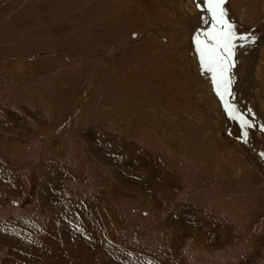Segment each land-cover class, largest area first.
Masks as SVG:
<instances>
[{
	"label": "rangeland",
	"instance_id": "obj_1",
	"mask_svg": "<svg viewBox=\"0 0 264 264\" xmlns=\"http://www.w3.org/2000/svg\"><path fill=\"white\" fill-rule=\"evenodd\" d=\"M198 7L0 0V264H264L263 139L229 102L251 150L225 127ZM222 8L264 37V0ZM250 57L232 85L264 126Z\"/></svg>",
	"mask_w": 264,
	"mask_h": 264
},
{
	"label": "snow or ice",
	"instance_id": "obj_2",
	"mask_svg": "<svg viewBox=\"0 0 264 264\" xmlns=\"http://www.w3.org/2000/svg\"><path fill=\"white\" fill-rule=\"evenodd\" d=\"M224 2L225 0H207L212 12V19L225 27L220 31L214 30L212 34L206 33L207 40L212 43L203 44L199 49L201 64L213 73V82L217 87V94L221 95V98H223L221 89L226 91L230 84V81H226V75L232 66V49L235 47L233 41L236 39L235 33L231 31V25H226L223 19L224 11L222 5ZM240 39L245 38L240 37ZM197 43L200 44V41L197 40ZM221 49L227 53V57L221 55Z\"/></svg>",
	"mask_w": 264,
	"mask_h": 264
},
{
	"label": "bare ground",
	"instance_id": "obj_3",
	"mask_svg": "<svg viewBox=\"0 0 264 264\" xmlns=\"http://www.w3.org/2000/svg\"><path fill=\"white\" fill-rule=\"evenodd\" d=\"M193 2H195L199 7L200 6H202L203 7V9L205 10V12H203V13H206V10H207V12H208V4L206 3V1L205 0H199V2H197V1H195V0H193ZM188 4H189V6L191 5V7H192V11L191 12H189L190 13V17H191V19H195V18H193L194 17V15H197L198 14V11L196 10V8L194 7V4H192V3H189L188 2ZM198 7V8H199ZM201 7V8H202ZM209 12H211V11H209ZM212 13V12H211ZM262 21H264V20H262ZM218 28H219V26H218ZM222 29V26H221V28H220V30ZM220 30H218V31H220ZM264 34V33H263ZM243 36V35H242ZM244 37V36H243ZM247 37V36H246ZM249 38L251 39V38H253L252 36H249ZM249 39V40H250ZM240 40V39H239ZM239 40H234L233 41V43H234V45L235 44H239ZM244 40V39H243ZM248 40V39H247ZM242 41V40H241ZM245 41V40H244ZM254 42H253V44L249 41L248 42V44H245L246 46H247V49H246V51H245V54H242V56H246V58L247 57H249L248 59H251V57L250 56H253V63H255L256 61V66H257V64H258V62H259V60H260V58H261V56L262 57H264V37H262V36H257V38H254V40H253ZM240 43H243V41L242 42H240ZM262 48V49H261ZM238 50H237V47L235 46L233 49H232V57H231V64H232V67L234 68V62H236V59L238 58L237 56H239L237 53L239 52H237ZM221 52H224L223 51V49H221ZM244 53V52H243ZM227 57V53L224 55V57ZM194 57V56H193ZM243 58V57H242ZM241 58V59H242ZM259 59V60H258ZM243 60H245V59H243ZM261 60H263V59H261ZM260 60V61H261ZM240 61V60H239ZM241 63H243V62H241ZM250 63H251V61H250ZM248 64V63H247ZM225 66H227V65H225ZM248 67V66H247ZM206 68V67H205ZM244 68H246V66L244 67ZM237 69V68H236ZM252 68H251V66H250V70H251ZM204 70V69H203ZM244 70V69H243ZM234 71H236V70H233V72ZM256 72V71H255ZM228 74H229V72H228ZM228 76V75H227ZM235 75H234V73H233V75L231 74H229V77H230V84L228 85V87H227V93H226V97H227V99L226 100H228L229 99V95H230V92H229V90H231V89H233V94L235 93V94H238V92H237V89H234L235 88V86H233L232 85V82H233V77H234ZM260 77H261V75H260ZM236 78V77H235ZM258 81V82H257ZM249 83H260L258 86H257V88H255V89H257V90H259V96L258 97H263L264 98V78H262V79H254V77L249 81ZM254 90V89H253ZM239 95V94H238ZM244 95V94H243ZM250 95V94H249ZM211 96L212 97H215L214 95H210V99H211ZM252 96H254L253 95V91H252ZM250 97V96H249ZM238 98V97H237ZM215 99V98H214ZM253 99H255V98H253ZM222 99H220V101H221ZM252 100V99H251ZM256 101H258L257 99H255ZM259 102H260V100H259ZM230 103V102H229ZM208 104L209 105H215L212 101H208ZM231 104V103H230ZM238 106L240 105L238 102L236 103ZM254 104H256L255 102H254ZM219 105V104H218ZM232 105V104H231ZM260 106V105H259ZM212 107V106H211ZM242 107H243V105H242V103H241V105H240V108L242 109ZM215 108H217V106L215 107ZM237 108V107H236ZM219 109V108H218ZM225 110V109H224ZM228 107H227V112H228ZM238 111H239V114L240 115H242V116H244V117H246L247 118V120H249V121H251L252 122V124H255V127H257L258 126V128H259V134L261 135V138L263 139V143H264V129H263V126L261 125V124H259V123H257L254 119H252L251 117H250V115H246V114H243V112L241 111V110H239L238 109ZM217 112V111H216ZM231 113V112H230ZM230 113L228 112L227 113V115H230ZM232 114V113H231ZM234 114V113H233ZM232 117V116H231ZM233 119L238 123L237 125L239 126V128L241 129V131H242V136H243V140H240L239 138H235V137H232L231 135V137L232 138H235L236 140H238V141H241V143L242 144H244V146H246L247 148H249V150H251L250 149V146H249V144L248 143H246L245 141H244V137H245V133H246V137L247 138H245V140H247L248 141V125H246V124H242L240 121H239V117H236V118H234L233 117ZM229 125L231 124V118L229 119ZM227 125V124H226ZM257 125V126H256ZM252 126V125H251ZM255 142V141H254ZM260 151V150H259ZM257 152H258V150H257ZM259 153V152H258ZM262 153V154H261ZM263 158L262 159H264V151L263 152H260L259 153ZM253 166H254V164H253Z\"/></svg>",
	"mask_w": 264,
	"mask_h": 264
},
{
	"label": "crops",
	"instance_id": "obj_4",
	"mask_svg": "<svg viewBox=\"0 0 264 264\" xmlns=\"http://www.w3.org/2000/svg\"><path fill=\"white\" fill-rule=\"evenodd\" d=\"M206 13H208L209 14V12H206ZM212 14V13H211ZM211 20H213V19H211ZM245 36H247V35H245ZM249 36V35H248ZM256 36H258V35H256ZM248 44V42H243V43H239V44H236L235 46L237 47V50L239 51H237L238 53V55L239 56H242V54H245V51H246V49H247V46L245 45V44ZM262 49V48H261ZM244 52V53H243ZM226 54V52H221V55L222 56H224ZM238 57V56H237ZM262 58H264V57H262L261 56V58L260 59H262ZM257 62V61H256ZM255 62V63H256ZM259 62H260V60H259ZM258 62V63H259ZM254 79H255V77H254ZM237 97H239V95L237 94ZM253 98H254V96H252ZM240 98V97H239ZM237 100H238V103L241 105V102H240V100L237 98ZM253 101L255 102L256 100L255 99H253ZM259 101V100H258ZM255 105V104H254ZM228 109H231L230 108V106L228 107ZM222 113H221V116L224 118V121L223 122H226V120H227V122H226V129H227V131H230V132H232V131H237V133H235L236 134V136L237 137H240V138H243V136H242V131H241V129L239 128V126L237 125V123L234 121V119L231 117L232 116V114L230 113V110H228V112L230 113V115H226V113H225V110H224V108H223V106H222ZM232 110V109H231ZM238 110V109H237ZM233 112H234V110H232ZM238 112V111H237ZM235 113V112H234ZM247 114H248V112H247ZM231 118V124L229 125V119ZM256 121V120H255ZM243 125L244 124H246V123H244V122H242V121H240ZM257 123H259L258 121H256ZM250 124L253 126V127H255V124H252V122L250 121ZM260 124V123H259ZM247 125V124H246ZM262 125V124H261ZM257 126V125H256ZM256 129H258L259 130V128H258V126L257 127H255ZM248 129H249V125H248ZM263 129H264V126H263ZM259 132V131H258ZM246 147V146H245ZM247 148V147H246ZM248 150H249V148H247ZM251 149V148H250ZM259 151V150H258ZM256 153H258L257 151H256ZM259 154V153H258ZM260 155V154H259Z\"/></svg>",
	"mask_w": 264,
	"mask_h": 264
},
{
	"label": "water",
	"instance_id": "obj_5",
	"mask_svg": "<svg viewBox=\"0 0 264 264\" xmlns=\"http://www.w3.org/2000/svg\"><path fill=\"white\" fill-rule=\"evenodd\" d=\"M222 28H223V26H222ZM232 66H231V68L229 69V74L231 75L232 74ZM229 92H230V95H229V99L228 100H225V99H223V100H221V104H222V106H223V108L225 109V113H226V115H227V106H228V102H230L232 105H234L235 107H237V109H239V110H241L242 112H243V110L240 108V105L238 106L236 103H237V101H236V98H237V94H233V89H231V90H229ZM232 116L234 117L235 115H233L232 114ZM235 118V117H234ZM259 153L261 152V151H258ZM262 154V153H261Z\"/></svg>",
	"mask_w": 264,
	"mask_h": 264
},
{
	"label": "flooded vegetation",
	"instance_id": "obj_6",
	"mask_svg": "<svg viewBox=\"0 0 264 264\" xmlns=\"http://www.w3.org/2000/svg\"><path fill=\"white\" fill-rule=\"evenodd\" d=\"M195 1H197V2H199V0H195ZM205 11V10H204ZM223 19H224V21H225V18L223 17ZM221 26H223V25H221ZM177 38V37H176ZM188 60V59H187Z\"/></svg>",
	"mask_w": 264,
	"mask_h": 264
}]
</instances>
